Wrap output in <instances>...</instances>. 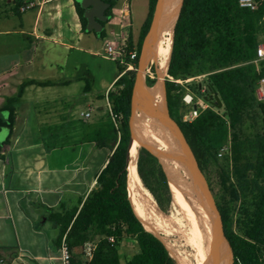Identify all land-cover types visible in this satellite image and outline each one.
Masks as SVG:
<instances>
[{
    "label": "trees",
    "instance_id": "16d2710c",
    "mask_svg": "<svg viewBox=\"0 0 264 264\" xmlns=\"http://www.w3.org/2000/svg\"><path fill=\"white\" fill-rule=\"evenodd\" d=\"M157 2L149 0V14L136 50L131 41L125 47L126 52H137L135 69L139 66ZM111 4L107 11L109 16H112L116 1ZM76 8L86 31L84 9L77 1ZM105 35L103 31L101 38ZM259 36L264 44V14L253 15L241 6L240 0H183L174 30L168 75L185 79L191 71L196 75L210 74L211 84L223 101V113L206 109L194 121L185 122V91L166 80L170 115L183 131L203 173L215 164L223 142L231 136L237 182L232 183L225 170L217 167L218 191L215 195L225 236L235 254V264H264V100L259 101L256 95L258 83L264 78V60L254 63L261 45ZM131 62L129 57L124 58L123 63L117 62L119 78L108 93L100 95V99L109 101L110 108L104 116H98L99 127L87 133L89 141L110 149L108 163L98 176L97 189L80 210L52 217L61 226V239L67 234L72 264H83L77 251L96 237L100 240L91 264H122L118 245L126 238L141 240L147 253L145 261L127 264H177L166 245L147 231L128 182L130 117L136 81L135 70H128ZM154 84L155 80L149 79L148 86ZM89 89L87 87L86 91ZM8 111L9 118L7 121L0 119V127L12 131L15 112ZM137 168L145 189L166 211L165 205L171 202V196L159 159L141 147ZM247 190L253 193L252 204L241 206L236 216L235 206ZM236 229L252 251L250 257L242 260L236 252ZM110 238H114V244ZM222 249L231 262L225 239Z\"/></svg>",
    "mask_w": 264,
    "mask_h": 264
},
{
    "label": "crops",
    "instance_id": "0c3cea01",
    "mask_svg": "<svg viewBox=\"0 0 264 264\" xmlns=\"http://www.w3.org/2000/svg\"><path fill=\"white\" fill-rule=\"evenodd\" d=\"M2 1L0 119L13 109L15 122L12 131L0 127V264H62L52 217L82 208L110 156L86 135L109 110L100 95L124 61L108 47L131 41L136 50L149 0H141L145 13L137 0H117L104 38L83 30L75 0H32L26 12L21 0Z\"/></svg>",
    "mask_w": 264,
    "mask_h": 264
},
{
    "label": "bare ground",
    "instance_id": "6f19581e",
    "mask_svg": "<svg viewBox=\"0 0 264 264\" xmlns=\"http://www.w3.org/2000/svg\"><path fill=\"white\" fill-rule=\"evenodd\" d=\"M181 3L182 0L167 1L164 9V20L156 36L157 52L155 53H157V59L159 55H161V58L164 59L162 63L163 68H166L167 62L171 56L174 27L178 19V16L180 14ZM138 94L139 97L144 101V104L153 105V107H156L159 104V101L161 100V90L157 85L151 87L148 90L143 87H140ZM150 110L153 111L152 108ZM151 114L152 116L140 117L141 121L143 120L144 122H146V126H145L146 132L143 133L144 136L140 140H143L144 141L143 143L148 144L157 152L161 153L164 156L165 162L167 163L169 169L172 171L175 179V185H174L175 190L179 191L180 193L179 194L177 192L180 202V209L184 211L185 217L188 220L191 229L193 230L192 235L184 234L185 235L184 240H186V244L188 246L190 242L192 243L193 247L196 249V251L204 261L207 253L205 247V232L200 223L197 209L202 210V215H206V214L208 215V212L206 211L208 207L206 197L203 195V191L201 187L198 186L197 182H195L193 178L194 172H192V170L188 172H183L178 166L171 163L172 161L176 162V160L178 159L177 151L174 148V146H172L171 141L167 138V135L164 133V130L161 127V125L153 117L154 113L151 112L150 115ZM140 119L138 118L137 126H136V118L134 121V130L136 132L135 134L136 139L132 143L129 151L130 161L128 166V182H130L132 193L134 195L137 208L139 210L142 219L146 223L149 231H153L159 229L162 226L161 223L164 220V218H166V215L160 210L155 200L152 201L153 202L152 207L154 208V210L152 209L151 205L148 203L147 199L145 198V195L139 183V178L137 174L138 154L136 147L139 142V130L141 128ZM182 190L184 191V193H182ZM173 202L174 204H176L175 198H173ZM156 214L159 216L160 220ZM191 217L193 218V220H191ZM213 237L215 240V251L217 255V260H219L218 263L231 264V262L223 253L222 246H223L224 238L222 237L218 226L215 227L214 229ZM193 259L195 264H197V259L194 256Z\"/></svg>",
    "mask_w": 264,
    "mask_h": 264
},
{
    "label": "rangeland",
    "instance_id": "374dc122",
    "mask_svg": "<svg viewBox=\"0 0 264 264\" xmlns=\"http://www.w3.org/2000/svg\"><path fill=\"white\" fill-rule=\"evenodd\" d=\"M137 1L139 2L138 3L139 4L138 11H140L141 13H145L146 7L142 8L141 7V0H137ZM6 2H8V0H6ZM253 3L255 4V6L258 10L257 16L263 15L264 14V0H253ZM4 4H5V2L0 0V27L3 24V21L1 19L3 18V20H4V17H1V13L3 11L2 9L5 8ZM135 5H136V3L134 4V7H135ZM15 18H17V17H15ZM95 26L98 27V24L95 23ZM137 27H138V25H136L135 28H137ZM258 40L261 43V45H264L262 43V37L261 36H259ZM170 58H171V56H170ZM170 58L167 62L166 68L162 67V63H163L164 59L161 58V55L158 56L157 61L153 60V61L149 62L145 66V68L142 70V76H141L142 79H141L140 87H143L147 90L150 89L151 87L148 86L149 79L155 80L154 86L157 84V80H158L157 68H158L159 72L162 74L163 79L166 82V80L168 79L167 74H168V70H169ZM134 70H135L136 76H137V74L139 72V66ZM186 78H188V77H185V79ZM202 81L203 80H201V79H194L190 83L186 84V86H189L190 89L192 90V92L196 96L199 97L201 95V93H200L201 91L198 89V86L200 83L204 82V81L203 82ZM138 96H139V94H138ZM146 107H147V109H146ZM151 108L153 111L150 110ZM188 109L189 108L187 107L186 112H188ZM156 110H157V107H153V105L144 104V101L139 97L138 103H137V110L135 113L136 126L138 123V118L140 119V117H143V116H145V117L152 116V114L150 115V113L153 112L155 114ZM218 112L222 114L223 108L220 109ZM137 116H138V118H137ZM252 116L254 119L253 114H252ZM153 117L159 123V121L157 120L158 118L156 116H153ZM140 121H141V119H140ZM88 122H92V119L87 121V124H88ZM140 124H141V128L139 130V142H138L137 147H136L137 148V154H139V148H141L140 143L144 142L143 140H140V139L144 136L143 133L146 132V127H145L146 122H144L142 120ZM164 133L166 134V132H164ZM226 142L228 143V150H227L226 154L222 157L217 155V160H216L215 164L212 165L206 173H204L214 195L218 191V175H217V171H216L217 167H220L221 169L225 170L227 175L230 177L232 183L235 184L237 182L235 175H234L233 163L235 160V154L233 153V149H232L231 136H229L227 138ZM219 152H220V150H219ZM165 166L167 168V173L169 176V180L167 178V181H168V185H169L171 202L166 203V205H165L166 211L162 210L158 206L160 208V210L166 215V218H164V220L162 221V223H161L162 226L159 229L153 230V231L164 241V243L166 244L170 254L171 255L173 254L172 256L176 260L177 264H188V263L189 264H195L193 256L197 259V264H202L203 259L198 254L196 249L193 247L192 243L190 242V244L188 246L186 244V240H184L185 239L184 234L192 235L193 230L191 229L189 222L185 217L184 211L182 209H180V202H179V198H178L179 191H176L175 187H174V185H175L174 175H173L172 171L169 169L166 162H165ZM137 174H138L139 183L141 185V189L145 195V198L147 199L148 203L152 207V204H153L152 201L154 200L153 195L148 190L145 189V187L141 181V178L139 176L138 168H137ZM182 193H184L183 190H182ZM173 198H175L176 204H174ZM252 198H253V193H251L249 190H247L241 196L240 201L235 206L236 216H237V212L241 206H248V205L252 204ZM152 209L154 210L153 207H152ZM158 218H159V216H158ZM159 220H160V218H159ZM191 220H193L192 217H191ZM181 224H183V225H181ZM236 232H237L236 252L238 253L240 260H242L243 258H246V257H250V255L252 253V251H250V249H249V248H251L250 245L246 242V240L243 238V236L239 233V231L237 229H236ZM99 240H100V237H97V238L92 239L91 241L98 243ZM226 247L228 248L229 253L231 255V264H235L234 251H233L231 245L227 241H226ZM118 250H119V256H120L122 264H127L128 262L140 263L142 261H145L147 258V253L144 249L143 243L139 239H128V238L124 239L118 245ZM77 253L82 254V248L79 249L77 251Z\"/></svg>",
    "mask_w": 264,
    "mask_h": 264
},
{
    "label": "water",
    "instance_id": "95a60500",
    "mask_svg": "<svg viewBox=\"0 0 264 264\" xmlns=\"http://www.w3.org/2000/svg\"><path fill=\"white\" fill-rule=\"evenodd\" d=\"M76 1L84 9V16L87 19V29H86L87 32L95 31L99 36H101L102 32L105 30L104 23L107 22L111 18V16L107 14L108 9L111 8V5H112L111 1H117V0H76ZM167 1L168 0H158L150 30L143 43V48H142L141 56L139 59V72L136 76V81H135L134 90H133V97H132V112H131V117H130L131 142H130L129 151H130L132 143L136 139V136H135L136 132L134 130V121H135V113L137 110V103H138V98H139L138 91H139V88L141 85V79H142L141 77L142 70L145 68V66L149 62L153 60L157 61V53H152V56H151V49H153V43L156 42V39H157L156 36L164 20V9H165ZM182 5H183V0L181 3V8H182ZM95 23L98 24V27L95 26ZM174 30H175V27H174ZM173 37H174V33H173ZM157 74H158V80H157L156 85L161 90V100L159 101V104L156 106L157 110L154 116L158 118L157 120L159 121V124L163 128L164 132H166L167 138L171 141L172 146H174V148L177 151L178 159L176 160V162L172 161L171 163L178 166L183 172H188L190 170L194 172L193 178L195 182H197L198 186L202 188L203 195L206 197V201H207L208 207L206 211L208 212V215L207 214L202 215V210L197 209L198 210L197 212L199 214L200 223L205 232V247H206V252H207L206 258L202 264H219L218 263L219 260H217V255L215 251V240L213 237L215 227L217 226L219 227L222 237L225 239V241L228 242L225 236V232H224L220 208H219L216 196L214 195L212 189L210 188L209 183L203 171L201 170L199 166L197 158L189 142L187 141L180 126L170 115L168 99H167L166 82L163 79V76L159 72L158 69H157ZM210 90L213 93V95L210 96L208 99L217 108L222 109L224 107V104L217 90L215 89L213 85L210 86ZM140 144H141L140 147H144L145 149H147L149 152H151L154 156H156L159 159V162L163 166L165 173L167 175V178L169 180L167 168L165 166L164 156L161 153L157 152L155 149H153L148 144H145V143H140ZM149 232L155 234L164 243V241L154 231H149Z\"/></svg>",
    "mask_w": 264,
    "mask_h": 264
},
{
    "label": "built area",
    "instance_id": "2783aa9c",
    "mask_svg": "<svg viewBox=\"0 0 264 264\" xmlns=\"http://www.w3.org/2000/svg\"><path fill=\"white\" fill-rule=\"evenodd\" d=\"M240 4L242 7L248 8L253 15H258L257 8L253 3V0H240ZM36 4L32 0H21L19 5L20 12H26L30 9H33ZM126 45L123 44L119 49H114L113 47H108V53L110 57H114L115 54H118L120 58L124 60V58L129 57L131 59V63L128 65V70H134L135 64L134 62L137 59V52L131 51L126 52L125 50ZM264 60V45H260L257 49V59L254 61L255 64H258L260 61ZM124 62V61H123ZM186 79H175L172 76L168 75V80L171 82L176 83L177 85L181 86V88L185 91L183 95V102L189 108L188 112H186L183 116V120L185 122H192L196 118H198L206 109H212L218 112L220 109L217 108L208 98L213 95L210 90L211 81H210V74H202L196 75L194 72H190ZM194 79H201L203 83H200L198 89L201 91V95L198 97L196 96L189 86L186 84L190 83ZM256 95L259 101L264 100V78H262L257 87ZM84 118L88 119L91 117V112H86L81 114ZM228 150V143L225 141L223 142L219 156L222 157L226 154ZM111 243H115L114 238H110ZM96 242L89 241L84 244L82 247V254L84 257V264H91V261L94 256V252L97 248ZM61 262L62 264H72L73 254L71 252V248L68 243L67 234L63 236L61 241Z\"/></svg>",
    "mask_w": 264,
    "mask_h": 264
}]
</instances>
